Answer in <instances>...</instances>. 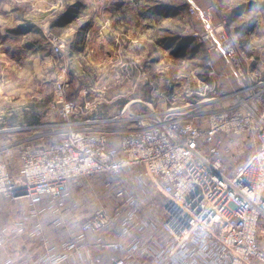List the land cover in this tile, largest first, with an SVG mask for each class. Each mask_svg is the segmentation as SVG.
<instances>
[{
    "label": "built area",
    "instance_id": "2783aa9c",
    "mask_svg": "<svg viewBox=\"0 0 264 264\" xmlns=\"http://www.w3.org/2000/svg\"><path fill=\"white\" fill-rule=\"evenodd\" d=\"M188 11L200 21L193 40L225 62H208L202 87L213 97L162 109L137 98L101 118L107 101L90 100L87 88L84 100H71L62 75L49 119L0 143L2 197L32 206L49 199L65 211L71 185L100 179L113 192L115 205L100 204L63 251L51 247L36 264H67L84 253L89 233L105 264H264V76L227 19L217 21L213 8ZM124 73L135 87L153 86L144 70ZM248 138L255 150L235 160ZM229 151L234 166H226Z\"/></svg>",
    "mask_w": 264,
    "mask_h": 264
},
{
    "label": "rangeland",
    "instance_id": "374dc122",
    "mask_svg": "<svg viewBox=\"0 0 264 264\" xmlns=\"http://www.w3.org/2000/svg\"><path fill=\"white\" fill-rule=\"evenodd\" d=\"M114 1L96 0V3L106 16ZM119 2L125 9L115 18L117 23L105 22V27L114 23L111 27L116 26V31H105L100 41L91 39V46L87 45L85 51L79 50L78 61H69L74 65L69 66L66 52L74 36L50 28L49 16L40 18L42 14L34 0H0V5L9 6L10 27L19 21L37 24L35 31L25 34L24 39L4 38L5 47L0 50V143L24 138L27 135L24 129L36 124L31 121L36 112L41 113L42 123L49 119L48 109L62 75L66 77L70 99L81 98L80 93L87 88L90 100L107 101L100 105L104 114L101 118L118 116L127 102L137 98L162 109L213 97L216 92L203 88L202 84H208V62L216 59H212L205 45L191 36V31L200 27V21L189 14L192 5L200 10L213 8L217 21L227 19L241 51L264 76V0H197L195 4L189 0H138L134 7L127 0ZM172 9L180 15L172 14ZM148 11L155 12L151 19L134 17L136 12ZM144 23L151 28L133 30L144 27ZM30 39L39 43L40 51L32 52L24 47ZM20 41L24 42L17 46ZM133 62L137 63L131 66ZM127 70L135 78L139 72L146 71L153 86L139 82L135 87L134 79L124 78ZM89 86L96 91L93 97ZM100 89H105L103 96ZM255 148V142L248 138L242 149L236 150L240 155L235 160L243 159L246 154L250 156ZM229 155L230 151L226 154V166H234L237 162L229 161ZM81 186L86 190L80 197L87 199L91 215L95 212L94 206L115 205L112 190L104 187L100 179L75 187Z\"/></svg>",
    "mask_w": 264,
    "mask_h": 264
},
{
    "label": "crops",
    "instance_id": "0c3cea01",
    "mask_svg": "<svg viewBox=\"0 0 264 264\" xmlns=\"http://www.w3.org/2000/svg\"><path fill=\"white\" fill-rule=\"evenodd\" d=\"M116 1L112 2L110 11L105 16L100 12L96 0H34L39 5L37 10L42 14L40 18L42 19L46 15L49 16L48 24L50 28L57 33L74 36L73 42L69 45V52H66L69 66L72 65L69 61H78L76 56H78L79 50L85 51L91 44V39L100 41L105 31H116L114 30L116 26L113 28L112 25L111 27V24H114L112 22L105 27L106 21H113L116 17L119 18L120 12L125 9V6L120 5L119 1L121 0ZM127 1L131 7L137 6L138 0ZM189 1L194 4L197 2V0ZM171 12L177 16L180 15L178 10L174 11L172 9ZM154 13L152 11L136 12L134 17L139 20L140 17L144 20L151 19V15H154ZM10 14L8 5H0V50L5 47L4 38L11 40L24 39L26 38L24 35L35 31L33 28L37 26L31 21L26 23L19 21L15 26L10 27ZM115 23H117L116 20ZM148 27L151 28L144 23V27L143 25L140 29L134 27L133 30L139 32L141 29L147 30ZM23 42H17V46H21ZM24 44L27 50L40 51L39 43L33 41V39ZM2 57H5V55H2ZM216 61L219 68H222L225 64L222 58H217ZM89 87L91 88V86ZM91 91L93 97L96 91L92 88ZM68 97L70 98V94H68ZM71 100L81 102L82 97L78 99L73 97ZM97 113L99 117H104L100 108ZM1 142L4 143V141ZM0 159H2L1 155ZM18 169L19 163L17 164L16 161L11 170L17 173ZM85 190L86 188L83 186L76 188L71 185L69 187L64 201L69 203L71 209L65 211L58 205L49 203V199H42L37 205L32 206L28 200L12 201L0 196V264H36L41 255L51 247L63 251L65 245L80 234L81 227L91 215L87 199L80 197ZM95 208L96 206L93 207V210ZM98 240L97 235L89 233L84 253L74 254L67 264H105L108 262L102 260L101 250L97 247ZM83 257L84 260H87V263H83ZM110 260H113V257Z\"/></svg>",
    "mask_w": 264,
    "mask_h": 264
},
{
    "label": "trees",
    "instance_id": "16d2710c",
    "mask_svg": "<svg viewBox=\"0 0 264 264\" xmlns=\"http://www.w3.org/2000/svg\"><path fill=\"white\" fill-rule=\"evenodd\" d=\"M49 111V109H48ZM31 121L34 123H36L35 125H38V124H41L42 121H41V113H35L33 114V116L31 117Z\"/></svg>",
    "mask_w": 264,
    "mask_h": 264
}]
</instances>
